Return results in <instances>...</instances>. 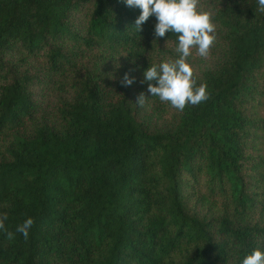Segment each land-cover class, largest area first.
<instances>
[{
    "label": "trees",
    "instance_id": "1",
    "mask_svg": "<svg viewBox=\"0 0 264 264\" xmlns=\"http://www.w3.org/2000/svg\"><path fill=\"white\" fill-rule=\"evenodd\" d=\"M198 10L215 41L187 62L210 98L180 111L144 79L179 57L155 15L138 31L141 9L125 0H0V216L14 234L0 230V264H242L264 252V12L257 0Z\"/></svg>",
    "mask_w": 264,
    "mask_h": 264
},
{
    "label": "clouds",
    "instance_id": "2",
    "mask_svg": "<svg viewBox=\"0 0 264 264\" xmlns=\"http://www.w3.org/2000/svg\"><path fill=\"white\" fill-rule=\"evenodd\" d=\"M259 10L264 12V0H257ZM128 7L141 9L135 21V28L155 15L157 23L154 27L156 37H164L166 32L178 34L176 52L179 57L168 60L159 65L153 64L144 72L145 81H155V85L148 84V91L157 96L161 102H168L177 110L183 111L186 105H199L210 98L207 85L197 86L193 69L187 62L192 49L195 48L201 57H207L210 47L215 41V25L211 20V13L198 10L199 0H125ZM133 79L125 74L122 84L131 85ZM146 98L143 93L137 97L136 104L143 107ZM7 215L0 216V230H5L8 240L14 239V234L5 229ZM32 218L26 219L17 227L16 231L28 238V230L33 225ZM242 264H264V252L253 250L245 256Z\"/></svg>",
    "mask_w": 264,
    "mask_h": 264
}]
</instances>
